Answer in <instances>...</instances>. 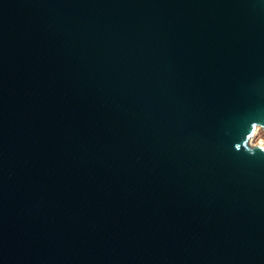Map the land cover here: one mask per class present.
<instances>
[{"label":"water","instance_id":"water-1","mask_svg":"<svg viewBox=\"0 0 264 264\" xmlns=\"http://www.w3.org/2000/svg\"><path fill=\"white\" fill-rule=\"evenodd\" d=\"M254 121L264 0H0V264H264Z\"/></svg>","mask_w":264,"mask_h":264},{"label":"clouds","instance_id":"clouds-1","mask_svg":"<svg viewBox=\"0 0 264 264\" xmlns=\"http://www.w3.org/2000/svg\"><path fill=\"white\" fill-rule=\"evenodd\" d=\"M258 125H264V123L259 122H252L251 123V131L247 133V139L243 141V148L241 146V143H235L234 148L236 151L244 150L249 155H256L257 150H259L260 153H264V140L258 139L253 141L252 137L256 135Z\"/></svg>","mask_w":264,"mask_h":264},{"label":"rangeland","instance_id":"rangeland-1","mask_svg":"<svg viewBox=\"0 0 264 264\" xmlns=\"http://www.w3.org/2000/svg\"><path fill=\"white\" fill-rule=\"evenodd\" d=\"M258 139L264 140V130L258 129L256 132V135L252 137L253 141L258 140Z\"/></svg>","mask_w":264,"mask_h":264}]
</instances>
